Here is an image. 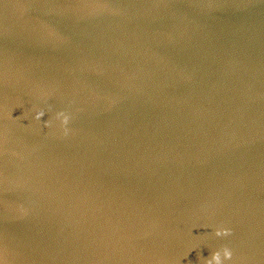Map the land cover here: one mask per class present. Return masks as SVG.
<instances>
[{"label":"water","instance_id":"95a60500","mask_svg":"<svg viewBox=\"0 0 264 264\" xmlns=\"http://www.w3.org/2000/svg\"><path fill=\"white\" fill-rule=\"evenodd\" d=\"M0 264H264V0H0Z\"/></svg>","mask_w":264,"mask_h":264}]
</instances>
